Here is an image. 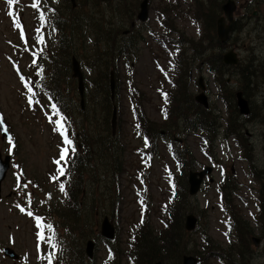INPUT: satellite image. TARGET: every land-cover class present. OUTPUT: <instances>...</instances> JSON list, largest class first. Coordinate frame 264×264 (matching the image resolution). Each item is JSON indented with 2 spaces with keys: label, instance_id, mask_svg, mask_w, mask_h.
<instances>
[{
  "label": "trees",
  "instance_id": "16d2710c",
  "mask_svg": "<svg viewBox=\"0 0 264 264\" xmlns=\"http://www.w3.org/2000/svg\"><path fill=\"white\" fill-rule=\"evenodd\" d=\"M63 1L62 6L60 3H51L47 13L41 11V3L39 8H36L39 13L44 14L45 22L57 30L58 35L56 45H47L41 58L36 61L38 68L28 84L33 99L41 102L42 97H49L68 129L78 131L76 135V132H73L76 151L64 164L63 178L67 188L65 205H58L55 214L43 222V226H53L56 248L59 251L58 256L63 260L62 264H156L159 261L161 264H182L185 254L196 256L198 264H212L207 260L209 257L219 258L224 264H252L255 253L252 246L253 237L256 233L236 210L234 200L238 183L232 171L224 175L219 189L225 209L230 211L231 217L227 234L230 240L228 248L216 242L208 231H201L199 236L195 237L194 233L199 227L194 231L186 229V216L189 213H196L199 220L203 216V209L200 210L196 196L189 194V172L195 169L198 161L185 143L186 137H183V143H179L175 137L183 134L202 137L204 143L209 146L204 151L211 157H214L215 141L221 130L227 139L231 136L235 139L241 150V157L249 162L250 173L256 178L255 181L261 184L258 190V211L254 218L256 217L260 224V235L264 238V166L260 168L255 163L254 148L248 143L244 131L245 121L242 120L245 117L247 121L253 120L264 126V61L257 60L262 50L257 49V55L256 48L250 46L249 59L239 61L236 65L223 62L222 50L227 46V42L222 43L219 40L216 23L223 13L222 4L226 0H193L198 9V18L195 19L203 26L198 42H194L195 38L191 37L185 39V34L178 30L168 10L160 8L159 16L162 15L163 18L160 20L162 30L158 37V47L173 54L170 69L174 73L171 80L174 87L168 90L169 92L162 91L160 95L163 98L166 94L171 103L169 108L166 107L164 121L160 125L157 124L146 117L142 108V101L147 99V96L141 90L133 88L132 82L129 81L128 93L135 115L134 135L141 138L149 149H135L141 156L136 169L139 174L136 177L140 183L136 188V201L140 204L141 217L132 223L127 247L122 245L118 230L115 238L111 240L99 234L107 246L109 255L102 263H98L96 258L90 260L86 256L83 243L91 237L92 225L93 229L98 226V223L92 224V219L99 209L104 206L107 211L114 212L117 208L115 182L118 180L116 177L125 171L124 157L128 149L123 141L121 120L118 121L119 128L116 133H113L111 124L113 106L116 105L118 110L121 106L119 63L123 61L131 70L132 64L138 60L139 45L145 40L146 28L134 24L133 7L125 6L132 19H125L120 14L122 19L117 22L114 16L119 10L115 8L123 7L125 0H76L75 7L71 0ZM136 4L137 1L135 7ZM166 8L176 13L170 6ZM108 12L113 14L111 18H107ZM238 22L236 29L240 31L243 26ZM190 50L191 53H188ZM174 51L179 53L174 55ZM74 56L80 60L85 71L86 103L89 101L93 105L91 112L84 113V117H76L72 109V103L75 104L77 112L82 109L80 100L76 97L77 81L72 76L71 60ZM194 66L199 70L206 67L214 73L220 93L229 107L227 118L224 119L222 113L211 105L206 108L190 96L192 94L188 91V79ZM231 69L239 70L240 88L250 104L248 115L239 112L237 91L234 93L230 89L226 75L232 72ZM112 71L118 81L114 98L110 85ZM163 71L170 76L167 70ZM161 76L164 77L163 74ZM256 92L258 94L255 95ZM251 95H255L256 99H259L257 95H261V102L256 103L249 99ZM91 120L95 122L94 128L87 130L85 122ZM262 136L264 139V130ZM165 138L171 140L168 142L170 153L176 163L180 162L178 168L181 167L182 171L179 176H171L175 190H172L168 203H160L158 211L162 223L156 226L151 217L156 209L153 201L149 199L150 194L145 182V179L149 178L150 168L148 170L144 167V162L147 158L154 160L159 155L160 149L165 148ZM50 235L51 231L48 229L47 239ZM49 244L51 245L50 242Z\"/></svg>",
  "mask_w": 264,
  "mask_h": 264
},
{
  "label": "rangeland",
  "instance_id": "374dc122",
  "mask_svg": "<svg viewBox=\"0 0 264 264\" xmlns=\"http://www.w3.org/2000/svg\"><path fill=\"white\" fill-rule=\"evenodd\" d=\"M125 1L123 7H120V9L119 7L115 8L119 10V13L116 12L117 15L114 17L117 22L121 21L122 16L125 19L130 18V11L125 6L133 7L135 25L146 28L144 31L145 40L139 45L138 60L132 64L131 70L123 61L119 63L118 81L121 106L119 110L117 107V120L122 122L123 141L128 149L124 157L125 171L116 177V180H118L115 182L118 195L116 210L114 212L112 210L107 211L102 206L95 216L92 215L94 217L92 224L93 222L98 223V226L93 229L92 225V233L89 238L96 241L94 257L98 263H102L108 257L107 246L99 237L103 218L106 215L109 216L115 226V231L118 230L122 245L127 247L132 223L138 221L141 217L140 204L136 201L135 194V188L140 186L136 177L139 175L136 169L140 164L141 156L135 152V149L138 151L149 149L141 138H136L134 135V117L127 95L130 86L129 81L132 82L133 88L140 89L147 96V99L142 101V108L148 119L159 125L162 124L166 117L165 111L170 107L168 105L169 101L164 100L165 97L161 98L160 95L162 91L169 92L168 90L174 87L171 81L174 73L170 69L173 54L169 50H161L158 47L160 43L158 37L162 30L160 20L163 18L162 15L159 16L160 8L164 7L168 10V13L174 18L178 30L185 34V39L191 37L192 39L195 38L194 42H198L201 27H203L196 20L198 9L193 0H148L149 13L148 20L145 22L137 20L142 0ZM136 1L137 7H135ZM235 1L237 4L234 11L235 18L243 27L240 31H235L233 37L229 40L230 45L235 47L240 62L250 58V46L256 48L257 55L259 49L262 50V54L257 56V60L264 61V0ZM33 2L34 0H14L12 4H9L8 0H0V110L3 113L4 120L9 124L12 135L11 141L14 144L16 153L8 175L2 183L3 194L5 196L12 189V185L20 190V195L16 200L12 198V200L0 201V264H47L49 259L48 245L40 241L34 211L46 213L51 210V213L55 214L56 207L65 204V191H60V185H64V178L60 175V169H58L62 162L60 154L64 144L61 131L55 130L56 116L47 117L46 113L49 112V109L42 107V104L44 106L47 104L46 97H42L40 104L31 105V102L25 96L24 92L26 90L20 78V73L32 76V73L38 68L33 66L32 63L35 61L33 59L34 54L40 48L39 35L43 34L46 37L49 47L56 45V36L58 35L57 30L52 28L50 24L47 25L45 19H40V13L32 7ZM40 3L42 5L41 11L47 13L50 11L49 5L51 3H60L62 6L64 1L40 0ZM167 6L174 9L176 13L174 14L172 10L169 11L166 8ZM254 11H257L258 16H254ZM112 16L113 14L110 12L107 13V18ZM17 23L20 24V27L16 26ZM37 29H39V32ZM229 49L227 43L222 51L225 53ZM191 51H188V53H191ZM178 53L174 51V55ZM44 61L47 64L45 58ZM158 65L164 67L170 76L167 78L162 77ZM231 71L228 72L226 78L230 89L235 93L241 90V83L239 82L241 77L238 69H231ZM200 77L204 78L203 81L207 86L211 107L217 111L219 110L224 119L227 118L230 112L229 107H227L220 93V87H218L219 84L214 77V73L206 67L199 70L197 66H194L189 73L188 91L192 94L190 96L195 99L200 92L198 84ZM118 81L116 75H114L115 87H118ZM256 94L258 93L256 92ZM255 95H251L249 99L251 98L254 102L260 103L261 95H257L259 99H256ZM92 107V103L88 101L84 104V108L82 107L77 112L75 104L72 103V109L76 117H84V113L91 112ZM244 118H242L245 121L244 131L248 143L253 145L255 163L262 168L264 166V139L262 136L264 126L253 120L247 121ZM94 123L92 120L85 122L87 130L93 129ZM118 128V125H116L114 133ZM64 129L70 137L71 131H68L65 126ZM75 132L78 131L75 130ZM184 136V134L179 135L182 139ZM186 137L185 143L188 144L198 161L194 170H201L204 166H213L210 176L214 180L207 181L209 184L207 186L204 184L196 194L200 210L203 209V216L198 220L197 228L199 227V229L194 233V236H199L201 231H208L209 235L216 242H219L222 247L228 248L230 245L227 235L231 218L230 211L227 212L225 209V202L222 201L218 191L221 182L224 180V175L232 171L238 183V191L234 200L236 210L255 229V235L262 239H260L258 245H255L252 241L255 252L252 264H264V238L260 235V224L257 222L256 217L254 218L258 211V190L261 184L256 182V178L250 173L248 160L241 157V150L235 139L232 136L227 139L223 130H221V134L215 141L214 157L206 155L204 149L209 146L203 142L200 136L191 134ZM11 141L2 139L0 133V152L3 158L9 153L7 151L9 148L8 142ZM164 141L171 142L169 138H165ZM57 160H60L59 164L56 163ZM145 160L144 167L148 170L150 168L149 178H146L145 182L150 194L149 199L153 201L156 209L151 217L154 224L160 226L162 222L158 211L159 205L161 202L168 203L172 197V190H175L174 181L170 178V175L173 173L179 176L182 170L181 167L178 168L180 162L178 161L176 164L168 151L163 150L161 155L152 162L149 158ZM17 172L24 179L25 186L18 179ZM25 201L26 206L31 207V216L28 215L30 211L26 213L24 207L21 206ZM86 240L83 247H85ZM232 240L234 241L235 238L233 237ZM5 246L14 248L20 255V259L14 260L6 257L3 254V247ZM218 259L209 257L207 260L212 264H224ZM51 260L53 264H62L59 257H52Z\"/></svg>",
  "mask_w": 264,
  "mask_h": 264
},
{
  "label": "water",
  "instance_id": "95a60500",
  "mask_svg": "<svg viewBox=\"0 0 264 264\" xmlns=\"http://www.w3.org/2000/svg\"><path fill=\"white\" fill-rule=\"evenodd\" d=\"M73 6L76 5V1L72 0ZM141 9L138 13V19L145 21L148 18L149 8H148V0H143L140 5ZM237 8V4L234 0H227L223 6V12L224 15L221 16L217 21V35L219 39L222 42H226L228 38L230 37V34L232 31H234V11ZM224 63L234 65L238 62V56L237 54L231 50L224 54ZM73 62V76L78 78L79 82V90L82 96V102H83V95H84V80H83V73L81 70V66L77 58L74 56L72 58ZM204 78L200 77L199 79V87L201 91L196 95L195 100L197 103L209 107V97L206 94V85L204 83ZM111 89H112V96H114V75L112 73L111 77ZM237 98V106L239 108V112L243 115H248L250 113V104L248 99L243 95V92L241 90L237 91L236 93ZM0 118H2V114L0 112ZM117 125V110L114 108L113 116H112V127L113 130L116 128ZM0 128L5 133V124L2 119V123H0ZM10 167V157L7 156L5 159L2 158L0 154V192H1V183L2 180L5 178L7 171ZM212 170V167L207 166L201 171H192L189 174V182H190V194L194 195L196 194L201 186V183L203 181L204 176L207 173H210ZM186 229L188 231L195 230L197 226V217L192 213L187 215L186 217ZM101 233L104 237L108 239H113L115 237V226L110 220L109 216H105L102 224H101ZM253 240L255 242V245L259 244L260 238L253 237ZM94 246L95 241L93 239H89L87 241V247H86V253L88 256L92 257L94 252ZM5 255L18 259L19 254L11 247H5L4 248ZM198 259L194 255L191 254H185L183 256V264H197ZM156 264H161V262H157Z\"/></svg>",
  "mask_w": 264,
  "mask_h": 264
},
{
  "label": "snow or ice",
  "instance_id": "6c2138e0",
  "mask_svg": "<svg viewBox=\"0 0 264 264\" xmlns=\"http://www.w3.org/2000/svg\"><path fill=\"white\" fill-rule=\"evenodd\" d=\"M13 2H14V0H8L9 4H12ZM39 6H40V0H34V2L32 4V7L33 8H39ZM9 15H11V13H9ZM40 19L44 20V14L42 12L40 13ZM16 26L20 27V24L17 23ZM37 31L39 32V29H37ZM38 39H40L41 42H42V37H38ZM164 96H165V99H167V95L164 94ZM52 108H53V111L58 112V109H57L55 104L52 105ZM0 123H2V118H0ZM55 124H56V129L55 130L61 131V134H62V137H63V144H64V147L61 149L60 160H67V159L70 158V154H74L75 153L76 148H75V146L73 144L72 139L69 138L67 132L65 131L64 124L62 123V121L61 120H57V121H55ZM137 127H139V126L137 125ZM9 140H11V137H9ZM60 160H57L56 163L59 164ZM64 174H65L64 173V169L61 168L60 169V175H64ZM60 191L61 192L65 191V187H64L63 184L60 185ZM28 215H32V213L29 212ZM37 220H38L37 226L41 227V224L39 223L40 218H37ZM141 222H143V221H141ZM44 226L47 227L51 231V235H50V237L48 239H49V242L51 243V246L55 249L57 247V241H56V233L53 230V226L51 224H47V225H44ZM39 235H40L41 239L44 238L42 233H40ZM49 264H51V260L50 259H49Z\"/></svg>",
  "mask_w": 264,
  "mask_h": 264
},
{
  "label": "flooded vegetation",
  "instance_id": "af4514ba",
  "mask_svg": "<svg viewBox=\"0 0 264 264\" xmlns=\"http://www.w3.org/2000/svg\"><path fill=\"white\" fill-rule=\"evenodd\" d=\"M221 16H223V14L221 15ZM220 16V17H221ZM245 16V15H244ZM254 16H258L257 15V11H254ZM244 18V17H243ZM234 32L233 33H231L230 34V39L233 37V34L235 33V31L237 30L236 29V25H237V18H235V14H234ZM228 38V41H227V43H228V45H229V47H230V49L228 50V51H231V50H234L235 51V47H233V46H231L230 45V42H229V39ZM228 51H226V52H228ZM225 52V53H226ZM235 52H237V51H235ZM238 63H239V61H238ZM7 123V122H6ZM8 125V124H7ZM10 151H12V150H10ZM9 151V152H10ZM14 155H15V153H14V151H13V157H12V160H13V158H14ZM12 162V161H11ZM17 174H18V176H20V174H19V172H17ZM20 180L21 181H23L24 179L23 178H21L20 177ZM18 195H19V190L17 189V187H15L14 185H12V189L11 190H9V192L4 196V194H3V185H2V191L0 192V201L1 200H9V199H11L12 200V198L14 199V200H16L17 199V197H18ZM24 205H26V204H24Z\"/></svg>",
  "mask_w": 264,
  "mask_h": 264
},
{
  "label": "bare ground",
  "instance_id": "6f19581e",
  "mask_svg": "<svg viewBox=\"0 0 264 264\" xmlns=\"http://www.w3.org/2000/svg\"><path fill=\"white\" fill-rule=\"evenodd\" d=\"M257 111V110H256Z\"/></svg>",
  "mask_w": 264,
  "mask_h": 264
}]
</instances>
